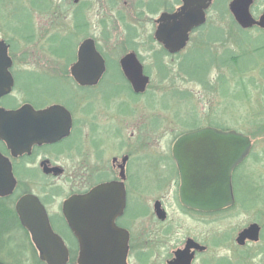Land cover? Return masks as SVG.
<instances>
[{"label":"flooded vegetation","instance_id":"obj_1","mask_svg":"<svg viewBox=\"0 0 264 264\" xmlns=\"http://www.w3.org/2000/svg\"><path fill=\"white\" fill-rule=\"evenodd\" d=\"M231 1L228 2L224 11L221 10V3H223L221 0L211 1L204 12V24L194 28L189 33L185 48L192 40H196L198 43L197 51L199 53L203 51L205 43L203 37L206 29L217 31H221L223 28L229 30L241 29L229 11ZM60 2L61 0H39V5L33 6L30 1V14L31 11L36 12L48 27L61 25V22H65L68 17L71 39L76 42L79 41L78 45H74V62L80 44L91 39L97 53L103 60L105 69L98 82L92 86L78 85L71 77L70 70L66 71V75L64 73L58 80L63 77L64 80H69L75 88L74 91L72 87L71 107L52 102L40 108H34L28 102L15 101L12 96L15 88L13 60L9 55V49L12 45L0 39L6 45L7 56L12 62L8 72L13 80L11 91L0 98V109L11 112L19 110L23 106H30L35 111L47 110L51 107L59 108L51 112L54 118L51 119L53 127H51L50 134L38 143L29 146L24 145L21 153L15 154V150L11 151L4 142L0 141V154L9 161L15 179V187L9 196L13 200V209L22 197L35 196L45 208L50 226H52L51 218L59 221L69 236L70 243H67L61 237L69 252L68 264H77L79 242L65 222L62 213L63 204L71 197L83 196L100 189L102 186H107L105 188L109 191V194L103 192L104 195L115 196L121 193L120 195L123 196L121 203L116 201L112 208L103 207V218H101L105 220L112 219L115 228L127 235V264H129L131 255L140 252L142 249L140 244L143 218H149L154 223H159L158 225H165L170 220L167 206H173L177 214L199 226L206 221H225L228 216L235 219L244 216L245 221L237 226L233 239H231V261H228V264H264V150L254 149L257 143L251 136L244 135L250 141V150L231 173L230 192L232 204L218 211L199 212L187 209L180 203V175L172 157L174 142L183 134L191 131L176 137L171 142L169 149L158 150L150 145L152 133L150 134L149 130L142 128L141 119L136 110L128 117L114 115L118 113L119 106L125 104L124 85L136 100V97L142 96L147 91L150 83L149 81L142 94H135L120 68V59L129 53H134L141 63L143 74L149 78L148 72L142 64V57L135 49L139 44H146V46L151 44L158 46L160 51L164 50L162 45L155 39V32L160 25L159 19L162 15H173L179 12L184 5L183 0H63L62 4H59ZM212 10L218 16L215 21H210L208 17ZM263 10L264 7L259 11L257 0H253L249 6V13L255 21H258ZM32 24L31 21V31ZM145 24L149 25L152 33H148L143 39L139 31ZM95 28L100 29L101 32H106L107 35L109 31H121L119 36L114 37L115 39L124 35V38L121 37V39H124L122 44L127 48L125 52L123 50L124 54L117 63L98 50V42L94 39V35L90 33ZM249 30L259 32L260 28L253 26ZM31 35L32 32L23 38L31 40ZM102 36L100 39L106 42L113 38L107 37L105 34ZM54 37H51V40ZM181 52L175 55L167 53L163 55L175 57L180 55ZM151 58L155 61L157 67L158 52H153ZM110 61H114L117 66L119 80L123 82V86L119 85L121 88L118 92L112 94L108 102H102L104 95L101 93L100 88L109 77L108 62ZM229 74H233V71L229 70ZM205 83L206 76L199 85L205 87ZM263 83L264 78L262 85ZM261 89L262 87L260 93L264 97ZM105 126H112L113 132L107 134L104 131ZM206 127L220 129L211 125ZM198 129L201 128L192 131ZM106 135H111L112 150H107L104 140L101 143L98 142L99 137ZM143 147L156 157L159 168V172L155 173L157 186L146 197H150V203L147 206L144 205V199L140 201L138 195L141 191H138L137 185L139 184V175L136 165L142 158ZM34 173L42 175L44 180L45 178L47 180H59L65 174H70L68 187L66 185L65 188L67 192L64 190L63 195V190L54 188V185L45 184L46 188L39 184L35 191L29 190L28 183L33 178L30 175ZM98 194H96V197ZM244 194H246V197ZM136 196L138 197V205H142L144 208L143 213L138 212L136 209L138 208ZM159 215L163 219H160ZM164 231L165 235H170L169 227L165 228ZM201 236V234L195 233L186 235L167 249L164 258L158 264L174 262L176 253L185 250L186 243L189 240L198 246L205 247L204 250H200L190 246L185 253L186 256H191L190 264H196L207 250L201 241ZM152 258L150 256V259ZM215 260L223 262L221 259ZM223 263L226 264L227 261Z\"/></svg>","mask_w":264,"mask_h":264},{"label":"rangeland","instance_id":"obj_2","mask_svg":"<svg viewBox=\"0 0 264 264\" xmlns=\"http://www.w3.org/2000/svg\"><path fill=\"white\" fill-rule=\"evenodd\" d=\"M30 1L33 6L39 5V0H1L0 3V39L12 45L9 55L13 60V74L15 78V88L12 93L15 101L28 102L34 108H40L48 103H60L71 107V95L73 93L72 83L67 79L58 80L66 71L70 64L68 57L74 61V45L79 41L71 39V28L69 18L61 25L47 26L42 18L31 11ZM221 10H226L230 0H221ZM63 0L59 4H62ZM259 11L264 7V0H257ZM2 8V9H1ZM31 20H30V16ZM208 17L210 21H215L218 16L212 10ZM32 21V31L31 29ZM139 31V30H138ZM32 32L31 40L24 39ZM121 31L101 32L100 29H93V34L98 42V50L107 55L109 59L117 61L126 51L127 46H123L124 35L119 36ZM141 32V37L152 33V29L145 24ZM222 43L210 46L211 54L219 57V61L226 53L237 58L239 54L246 53L239 63L231 67L212 68L206 76L205 87L194 81L186 80V77L179 72L180 62L186 55L190 56L185 62L186 69L194 63L206 61L207 56L203 51L196 54L194 49H198L196 40H192L187 47L175 57L162 56L159 64L167 71L164 77L158 72L155 61L151 58L153 52L161 53L156 45L139 44L136 51L142 57V64L149 75V85L147 91L140 97L132 96L127 91L126 85L119 80L117 66L114 61L108 62V78L106 83L100 88L104 95L102 102H108L113 93L119 91L123 86L125 91V104L119 106L118 117H128L135 110L141 119L143 129L149 130L150 145L158 150L169 149L171 142L179 135L197 128L213 126L227 131H235L246 136H251L256 141L255 150H264V49L261 52L253 53L252 50L259 46H264V33L256 30H245L246 34L239 33L236 29H221ZM105 34L113 37L110 41H102L100 38ZM209 32L204 34V41H207ZM55 36L52 40L51 37ZM214 35H212L213 37ZM249 39H248V38ZM259 37V38H257ZM67 39V47L62 44V40ZM51 40V41H50ZM76 45V47H77ZM200 48V47H199ZM56 55L54 51H60ZM124 50V52H123ZM151 50V51H150ZM221 57V58H220ZM71 61V62H72ZM235 61V60H234ZM214 67V65L212 66ZM248 69L243 72L242 70ZM229 70L233 74H229ZM66 75V73H65ZM116 83H113V82ZM75 91V88H74ZM91 107V106H90ZM121 115V116H119ZM113 125V124H110ZM109 129V131H108ZM112 130V131H111ZM104 131L113 132L112 126H105ZM104 132V133H105ZM103 133V134H104ZM111 135L99 137L98 142L105 141L107 150H112L110 141ZM141 159L137 166L139 175L138 191H141L140 201L144 199V205L150 203L151 194L157 186L156 172H159L156 157L147 149H142ZM32 181L28 183L29 190H36L39 184L54 185L61 191L68 187L70 174H65L59 180H50L42 177L38 173L30 175ZM47 186H44L46 188ZM67 192V190H65ZM246 197V194H244ZM137 205H138V197ZM60 201V200H59ZM170 220L165 225H158L149 218H143L141 224V251L131 255L129 264H158L167 249L188 234H201V241L207 250L203 257H200L196 264H224L230 260V250L234 231L238 225L245 221L241 216L237 219L227 217L225 221L209 222L197 225L184 219L177 214L173 206H167ZM138 212L143 213L144 208L138 205ZM9 210V209H8ZM51 227L67 243L69 236L59 221L51 218ZM170 229V235H165L164 229ZM21 232H13L4 236L0 258L6 264H41L38 254L31 244L29 236ZM168 236V237H166ZM151 252V254H150ZM150 256L153 257L150 259ZM150 259V260H149ZM215 259L223 260V262ZM229 261V262H228Z\"/></svg>","mask_w":264,"mask_h":264},{"label":"water","instance_id":"obj_3","mask_svg":"<svg viewBox=\"0 0 264 264\" xmlns=\"http://www.w3.org/2000/svg\"><path fill=\"white\" fill-rule=\"evenodd\" d=\"M211 1L183 0L184 5L179 12L161 16L155 39L168 54L175 55L185 48L189 33L204 24V12ZM252 2L232 0L229 11L241 29L257 26L264 30V10L255 21L249 13ZM76 55V61L70 66L71 77L80 86L95 85L105 68L93 40L83 41ZM119 65L133 92L142 94L149 78L143 74L135 54L122 57ZM11 66L7 47L0 41V98L13 87L8 72ZM58 109L51 107L35 111L30 106L11 112L0 109V141L11 151L15 150V154L21 153L24 145L38 143L50 134L53 127L51 119L54 118L51 112ZM250 147L249 139L234 131L203 128L180 136L172 146V157L180 175L181 205L199 212H213L230 206L231 173ZM14 187L15 179L9 161L0 154V198L10 196ZM105 187L71 197L63 204L65 222L79 242L77 264H127V235L115 228L112 219H102V209L112 208L116 201L121 203L123 196L121 193L104 195L103 192L109 194ZM14 211L21 227L28 233L39 260L45 264H66L68 249L62 238L52 230L39 200L32 195L24 196L16 203ZM160 219L163 217L160 216ZM190 246L205 249L189 240L185 250L177 252L175 261L169 264H190L191 256L185 255Z\"/></svg>","mask_w":264,"mask_h":264},{"label":"trees","instance_id":"obj_4","mask_svg":"<svg viewBox=\"0 0 264 264\" xmlns=\"http://www.w3.org/2000/svg\"><path fill=\"white\" fill-rule=\"evenodd\" d=\"M237 31L239 33H242L243 35L246 34L245 31L241 30V29H237ZM209 32V37L207 38V41H204V53L205 55L208 57V63L206 65V61H202L201 63H194V65H191L190 68L186 69L185 66V62L186 60L189 58L190 56V52L189 55H186L184 57V59L180 62L179 65V72L186 77V80L189 81H194L197 84H201L203 78L201 77V74L207 72L206 76L208 75V71L212 68H222V67H231L232 65L235 66L239 63V61L241 60V58L243 56L246 55V53H240L239 56L237 58H234L232 56H230V53H226V56H224L222 59L224 61H219V57H215V55L211 54V50H210V46L214 45L216 43H222V32L221 31H217L214 29H206V33ZM261 32V34L264 33V31H259ZM212 35H214L212 37ZM248 38V37H247ZM259 38V37H257ZM249 39V38H248ZM67 42V39L62 40V44L67 47V44L64 43ZM262 49H264V46H259L256 47L252 50L253 53H258L261 52ZM196 54H199V52L197 51V49H194ZM58 52H63V50L60 51H54V54L56 55V53ZM74 54V52L72 53ZM162 54H166L165 51H161V53L158 54V60H157V69L158 72L162 74V76H166L167 75V71L161 67V65L159 64L160 61V57L162 56ZM221 58V57H220ZM235 60V61H234ZM72 59H70V57H68L67 59V63L70 64ZM214 65V67H212ZM243 72L248 71V69L242 70ZM9 209V210H8ZM13 232H21L24 235H28L27 232L21 227L17 216L14 212L13 209V200L11 197H7L4 199H0V251L2 250V245L4 246L5 243H3V239L4 236L6 235H10ZM28 237V236H26ZM73 258V256H71ZM41 263V262H39ZM0 264H6L4 263L1 258H0ZM43 264V263H41ZM70 264V263H69Z\"/></svg>","mask_w":264,"mask_h":264}]
</instances>
